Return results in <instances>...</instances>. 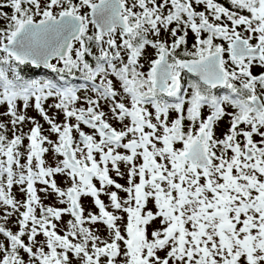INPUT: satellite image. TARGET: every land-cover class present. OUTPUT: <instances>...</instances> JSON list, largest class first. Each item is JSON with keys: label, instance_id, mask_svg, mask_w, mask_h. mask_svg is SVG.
Instances as JSON below:
<instances>
[{"label": "snow or ice", "instance_id": "obj_1", "mask_svg": "<svg viewBox=\"0 0 264 264\" xmlns=\"http://www.w3.org/2000/svg\"><path fill=\"white\" fill-rule=\"evenodd\" d=\"M0 264H264V0H0Z\"/></svg>", "mask_w": 264, "mask_h": 264}, {"label": "trees", "instance_id": "obj_2", "mask_svg": "<svg viewBox=\"0 0 264 264\" xmlns=\"http://www.w3.org/2000/svg\"><path fill=\"white\" fill-rule=\"evenodd\" d=\"M26 75L30 78H36V79H46L48 78V73L46 69L41 70H28L26 72ZM80 83V82H78Z\"/></svg>", "mask_w": 264, "mask_h": 264}, {"label": "rangeland", "instance_id": "obj_3", "mask_svg": "<svg viewBox=\"0 0 264 264\" xmlns=\"http://www.w3.org/2000/svg\"><path fill=\"white\" fill-rule=\"evenodd\" d=\"M5 11H10L9 9H5ZM29 115H33V116H36L37 114L35 112H32L31 110L29 111ZM37 119H39V117L37 116ZM43 123V121H41ZM45 128H47V125H45ZM219 134V130H218V133ZM120 183H124V181H118ZM51 201H46V203H50ZM85 207L86 209L88 210H92V211H95V209L93 208L92 204H91V201L90 200H85ZM67 219V218H66Z\"/></svg>", "mask_w": 264, "mask_h": 264}]
</instances>
